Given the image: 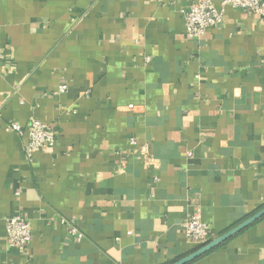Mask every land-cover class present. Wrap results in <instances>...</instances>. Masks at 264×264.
I'll return each mask as SVG.
<instances>
[{
    "label": "crops",
    "instance_id": "obj_1",
    "mask_svg": "<svg viewBox=\"0 0 264 264\" xmlns=\"http://www.w3.org/2000/svg\"><path fill=\"white\" fill-rule=\"evenodd\" d=\"M195 1L0 0V264H173L195 207L209 241L264 209V17L191 39ZM33 119L58 140L29 159ZM187 264H264V216Z\"/></svg>",
    "mask_w": 264,
    "mask_h": 264
},
{
    "label": "built area",
    "instance_id": "obj_2",
    "mask_svg": "<svg viewBox=\"0 0 264 264\" xmlns=\"http://www.w3.org/2000/svg\"><path fill=\"white\" fill-rule=\"evenodd\" d=\"M227 8H236L252 13L255 17H264V0H222L220 7L211 0L193 2L184 15L186 35L191 39H199L206 31L223 23ZM67 85H61L59 92H65ZM133 108V106H130ZM7 131H13L21 136L27 135L25 150L29 159L37 150H48L55 146L58 137L50 125L39 119H33L26 129L16 122L6 126ZM132 143L136 141L131 139ZM186 236L194 242L204 244L209 241L210 226L203 221L199 206L183 222ZM7 243L11 248L27 251L32 241L31 222L22 215L10 216L5 221ZM72 235L81 239L84 235L75 227L70 229Z\"/></svg>",
    "mask_w": 264,
    "mask_h": 264
},
{
    "label": "water",
    "instance_id": "obj_3",
    "mask_svg": "<svg viewBox=\"0 0 264 264\" xmlns=\"http://www.w3.org/2000/svg\"><path fill=\"white\" fill-rule=\"evenodd\" d=\"M263 216H264V209H262L261 211H259L258 213H256L252 217H250L249 219L245 220L243 223L239 224L235 228L224 233L223 235L202 244V246L198 250H196L195 252L191 253L190 255L174 262L173 264H187L188 262H190V261L198 258L199 256L205 254L206 252L211 251L212 249L217 247L219 244H221L222 242H224L225 240H227L228 238H230L234 234L238 233L239 231H241L242 229H244L245 227H247L248 225H250L251 223H253L254 221L258 220L259 218H261Z\"/></svg>",
    "mask_w": 264,
    "mask_h": 264
}]
</instances>
